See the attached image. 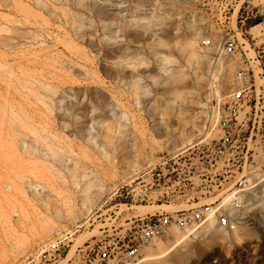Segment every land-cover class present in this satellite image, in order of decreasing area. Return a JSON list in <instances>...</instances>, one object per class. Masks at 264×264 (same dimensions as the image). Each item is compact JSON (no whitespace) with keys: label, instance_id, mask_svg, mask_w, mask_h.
<instances>
[{"label":"rangeland","instance_id":"obj_1","mask_svg":"<svg viewBox=\"0 0 264 264\" xmlns=\"http://www.w3.org/2000/svg\"><path fill=\"white\" fill-rule=\"evenodd\" d=\"M263 33L258 0H0V264L58 236L60 261L75 248L68 264H114L100 253L127 235L136 207L188 210L161 198L150 170L170 169L183 142L196 152L221 138L205 119L210 73L218 99L228 95L238 56L216 65L203 41L253 50ZM256 111L247 213L226 230L174 231L127 264H264V100ZM176 236L188 240L168 252Z\"/></svg>","mask_w":264,"mask_h":264},{"label":"built area","instance_id":"obj_2","mask_svg":"<svg viewBox=\"0 0 264 264\" xmlns=\"http://www.w3.org/2000/svg\"><path fill=\"white\" fill-rule=\"evenodd\" d=\"M203 45L214 48L216 65L221 57L238 56L231 92L218 99L211 86L207 89L206 124L210 128L214 123L221 138L205 151L191 150L177 157L170 169L150 170L152 185L162 193L161 198L177 196L186 201L189 209L132 219L127 235L100 253L101 261L127 264L138 257L141 248L169 238L174 231L192 236L210 223L218 229L234 228L249 209L256 185L246 176L251 164L250 138L245 135L249 129L248 117L253 110L256 115L258 104L264 100V43L253 50H242L237 41L230 38L217 42L207 39ZM245 109L249 112L244 113ZM187 186L195 188L194 193H186ZM143 195L142 200H148V196ZM67 241V237L58 236L38 246L21 264H57L66 251Z\"/></svg>","mask_w":264,"mask_h":264},{"label":"bare ground","instance_id":"obj_3","mask_svg":"<svg viewBox=\"0 0 264 264\" xmlns=\"http://www.w3.org/2000/svg\"><path fill=\"white\" fill-rule=\"evenodd\" d=\"M258 1H262V3L264 4V0H258ZM235 16H236V14H235ZM234 16V17H235ZM233 17V18H234ZM233 22H234V20H233ZM234 24H235V22H234ZM251 31H253V34L254 35H256V36H260V35H262V32H263V28H262V26L261 25H257V26H255V27H253L252 29H251ZM264 34V33H263ZM219 63V62H218ZM218 71H216V70H212L211 71V73H210V77H211V86H212V89H213V93H214V95L217 97V98H219V91H218V89H217V87L216 86H214V84H216L219 80H218ZM247 110V109H246ZM245 113V112H244ZM165 119V118H164ZM163 125H164V127H165V130H168V127H167V123L165 122V120H163ZM209 136V134L208 133H204V135H202V139H201V142L199 141L198 143H202V142H204V140L205 139H207V137ZM205 137V138H204ZM185 144V145H184ZM183 146H181V147H179V148H177V149H175V151H174V154H181L180 156H182V155H184L186 152H188L194 145H195V143L194 142H192V141H187V142H183V144H182ZM180 156H177V157H180ZM176 157V158H177ZM263 200V199H262ZM125 206V205H124ZM261 206H263L264 207V201L263 202H261ZM123 207V206H122ZM125 208V207H124ZM133 209H135V208H133ZM132 208L131 209H127L126 211H132L133 210ZM180 210H183V209H179L178 207H177V209L176 208H173V207H170L169 205H159V206H139V207H136V209H135V213H134V217L136 218V217H138V216H145V215H148V214H154V213H162V212H174V211H180ZM128 214V213H127ZM130 214H132V213H130ZM212 224L213 223H210L209 224V227L207 228V229H211L212 228ZM213 227H214V225H213ZM176 232V231H175ZM178 233V232H177ZM177 233H174V234H177ZM187 240H188V238H185V237H180V236H176V242L169 248V251L168 252H172L173 250H175L178 246H180V245H183V244H186V242H187ZM159 248H161V247H159ZM74 249L75 248H73L72 250H70V252L68 253V255H67V257L65 258V259H63L62 261H60V263L59 264H68V262H69V260H70V258L73 256V254H74ZM148 252V251H147ZM152 255H147L146 256V258L144 259V260H142L139 264H142V263H145V262H148V261H150V260H152Z\"/></svg>","mask_w":264,"mask_h":264}]
</instances>
